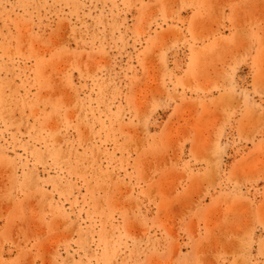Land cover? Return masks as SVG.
<instances>
[{"label": "rangeland", "instance_id": "374dc122", "mask_svg": "<svg viewBox=\"0 0 264 264\" xmlns=\"http://www.w3.org/2000/svg\"><path fill=\"white\" fill-rule=\"evenodd\" d=\"M0 264H264V0H0Z\"/></svg>", "mask_w": 264, "mask_h": 264}]
</instances>
